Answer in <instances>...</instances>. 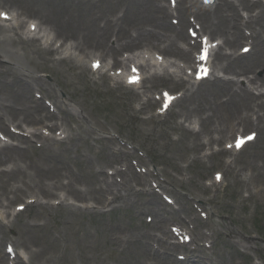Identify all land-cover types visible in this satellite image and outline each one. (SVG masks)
<instances>
[{
  "label": "rangeland",
  "instance_id": "obj_1",
  "mask_svg": "<svg viewBox=\"0 0 264 264\" xmlns=\"http://www.w3.org/2000/svg\"><path fill=\"white\" fill-rule=\"evenodd\" d=\"M159 1L161 0H0V10L7 8L20 10L18 22L13 23L16 25V29L8 28L7 35L11 39L17 40V33L22 36L25 42L19 44L15 41H5V44L14 50L10 56L18 70L25 72L26 69L31 68L32 71L29 70L26 73L38 80L37 83L31 82L33 85L30 89L21 79L27 88L25 101L16 94L15 82L18 77L11 72L0 73V103L5 105L4 114L9 120L8 123L21 122L24 117L21 111L26 108V105L28 108L31 105V90L35 96L41 98L48 96L47 89L55 92L53 99L56 107L68 108L71 114L69 118L75 121L69 123L68 119L67 121L64 119L65 126L63 125L58 132L54 134L47 132L53 137H59L57 135L59 133L63 137L68 136L63 145L49 146L56 156V160L53 162L49 163L46 160V155L50 152L42 153L43 156L37 152L40 165L35 161L33 151L24 152L25 156L22 159H24L28 170L26 173L30 174L31 171L37 173V168L42 166L52 173L49 175L51 178L58 177L59 179L72 172L77 179L73 181L74 184L78 185V188H84L83 195L87 199L95 196L96 189L102 181L99 179L102 175L100 169L106 167L108 162L114 163L116 160H120L122 163L117 162L119 164L118 171L130 176L129 169H131L142 175L138 182H131L132 190L137 195L130 193L131 201L128 204L119 203L120 208L111 215L100 213L94 209L95 203L88 201L90 205H93V207H89L90 210L63 208L57 212L49 211V216L52 219L48 221L39 220L48 209L41 208L34 211L35 207H30L22 217L23 223L31 222L29 226L21 225L20 220L17 222L18 219L14 220L12 216L9 217L6 224L14 225L12 233L9 231L10 234L16 237L18 231L19 243L31 247L29 255L34 264H152L154 261L146 259V256L141 254L143 253L141 244L149 239L147 235L150 232L159 235L155 229L160 227L161 222L156 225L154 212L144 213L135 207L136 203L146 204L154 197L159 200L161 203L160 215L168 217L160 232H164L165 229L169 233L170 243L175 240L171 234L170 226L179 222L176 217L165 213V209L167 211L172 209L161 197L157 194L147 193L152 189V185H159V181H162L163 184V188L159 187L161 192L186 200L183 203L185 212L181 216L188 221L191 236L207 248L199 249L196 252V259L201 261L209 259L215 264H233L234 259L237 263L242 264H264V261L257 259L259 254L264 256V190L256 194L254 189L255 187L264 188L262 179L264 178V116L259 124L262 129L258 130L257 140L246 146L241 152L200 157V152L207 146L216 147L218 145L216 140H221L223 143L227 140L230 133L223 134L220 131L222 128L231 124V121L237 116L250 111L243 108L241 113L233 112L235 115L232 113L226 120L221 114L211 115L209 111L212 110L208 106L210 103L207 100L208 97L205 96L207 91H210L208 87L211 86L208 83L201 85L199 91L185 103L190 109L188 114L201 115L202 118L203 128H201L199 136L205 147L199 148L198 143H192L193 138L187 134L186 129L180 131L176 136L167 132L168 127L165 124L176 122L175 118L173 119L174 112H171L172 115L168 117L167 122L170 121L165 124L149 123L137 118L133 112H130L133 105L137 107L134 93L128 88L117 86L112 80H101L98 74L90 71L85 62L78 61L80 57L85 61L90 59L86 58V54L100 51L99 46L102 47L103 44L107 47L115 45V37L111 29L107 33L99 32L98 29L103 30L101 27L107 20L116 21V17L121 16L123 17L122 24L126 26L124 32L128 36V29L135 37L136 42L131 44L132 47L143 46L133 49L134 51L131 50L132 52H126L137 54L141 50L153 49L148 46H156L159 42H162L161 47L167 46L168 42L166 41H170V33L165 26L162 28H165L166 32L159 30V35L155 37L149 34V30L154 29L150 24L152 18L149 15V10L156 9L154 5ZM250 1L255 2L256 0ZM235 2L238 3L237 0ZM167 3L168 0H166ZM124 10L126 11L124 12ZM216 14H209L210 18H214ZM241 14H245V12L241 10ZM28 21H35L37 27L42 29L43 34L52 38L53 49L55 41H59L62 46H69L71 54L62 55L60 49L62 47L56 53L41 50L40 48L46 45H41L38 42L39 48L34 41L30 40L31 35L27 32ZM163 23L167 24L166 21ZM9 24L3 25L8 26ZM136 32L142 33L144 38L141 40L136 38ZM213 33H216V30ZM262 36H264V32ZM121 37L122 34L119 35L120 47L117 54L121 52L123 44L126 42ZM261 47H255L251 54L253 58L251 61L259 62L264 58V49L262 50ZM224 51L229 52L227 48ZM119 58L121 59V55ZM106 62L112 63V59L107 58ZM115 67L118 66H114L113 69ZM256 67L261 68L253 65V69ZM253 72L259 79L264 74V69H256ZM218 74L230 77L223 73ZM11 75L15 79H12ZM262 80L264 81V76ZM148 85L154 86L155 89L158 88L156 91L147 89L150 94L158 93L159 88L167 86L163 81L148 83ZM108 89L112 91L106 93ZM140 92L143 93L144 90ZM216 99L215 97L214 100ZM45 104L51 112L58 116V109L52 104L51 98H45ZM157 106V103L152 104L151 111L144 116L151 115ZM46 113V111L45 113L32 112L29 116L31 124L28 126L39 128L38 119L45 122L50 119ZM253 118L252 116V120ZM228 120L229 122H227ZM79 121L82 126L77 127L76 124ZM23 126L26 129L29 128ZM248 131H252V129ZM166 132L169 136L165 135ZM106 136L113 137L122 145L129 144L127 147L124 145L128 156L110 154L109 145L99 139ZM170 136H175L178 140L173 142ZM209 138H213V142L206 145ZM115 147H119V145ZM114 149L117 150V148ZM122 149L124 148L122 147ZM143 153L147 155L146 158L140 156ZM194 154H196L194 159L197 161H192L188 168H184L183 161L186 155L189 159ZM149 162L159 166L160 175L158 177L149 171ZM131 165L136 168V171L132 169ZM17 167L21 169L18 172L21 174L24 168L20 164ZM93 170L98 172L97 174L94 172L95 179L93 176L88 178ZM173 170L188 177V182L182 185L183 191L187 193V199L171 193L163 183L165 173L169 174L168 171ZM215 171H220L223 174L224 183L221 186H216V192H210L204 183L207 179H211ZM120 174L115 176L113 182H124V179L119 178ZM68 179L71 181L69 175ZM246 188L250 190L248 191ZM26 191L28 197L36 195L35 190ZM92 191L94 194L91 193ZM99 193L109 196L110 192L101 190ZM194 199L202 209L201 216L205 218L209 216L208 226L203 225L204 220L190 204ZM80 205L85 204L80 202ZM196 215L199 217L197 221L193 219ZM149 218L152 219L150 223L148 222ZM230 229L235 231L236 237H232L228 231ZM207 231L213 234L211 239L205 237L204 233ZM116 235L123 242V252L121 249H114L109 244V240ZM59 238L63 241L62 245ZM151 242L160 249L168 251L169 254H173L174 257H184L185 251L188 250L186 248H184L185 251L182 248L167 250L165 247H172L166 242L165 247L159 242L158 244L153 240ZM65 245H67L66 252H64ZM195 245L190 243L189 247L193 248ZM114 247L117 248V245ZM243 251L247 252L241 255ZM30 257L27 255L29 262L31 261ZM114 259L116 262H113ZM4 264H7V260L4 261Z\"/></svg>",
  "mask_w": 264,
  "mask_h": 264
},
{
  "label": "bare ground",
  "instance_id": "obj_2",
  "mask_svg": "<svg viewBox=\"0 0 264 264\" xmlns=\"http://www.w3.org/2000/svg\"><path fill=\"white\" fill-rule=\"evenodd\" d=\"M216 7H215V11L217 12L216 16H215V25L214 27L218 28V32H220V34H224L225 37V43L227 45H229L230 47H236L238 45H240V42L242 40V28H248L250 30H252L253 33H255L256 37L258 39H260L261 43H262V47L261 49H264V37L261 36V33L264 30V6L262 7V10L260 13H256L255 16L250 15L248 17L247 20L243 21L241 19V17H239V12L237 10V6L232 3V1L230 0H216ZM244 1V0H243ZM188 3V2H187ZM258 4V3H257ZM241 6H243L244 8L249 9V7L246 4H241ZM194 11V18L196 20H199V18H203L205 21H210L212 19H210V17H208V11L206 9H202L200 6L198 7L196 3H192L190 4V6L188 8H184V10H180L181 12H187V11ZM199 10V11H198ZM251 10V9H249ZM149 15L152 18V21L150 24H152V27L154 29H150L149 30V34L152 36H157L159 35V30H163L166 32L165 28H162V20L165 17V12L161 13L160 16V11H158L157 9H151L149 10ZM231 16V17H229ZM3 17V16H2ZM166 18H167V14H166ZM183 22H187L186 17L184 16V20ZM253 23H255L253 25ZM168 25V24H167ZM115 25L110 22V21H106L103 27V30H99V32L102 33H107L109 31L110 27H114ZM170 31L171 28L168 25ZM208 27V26H207ZM209 28V27H208ZM258 28V29H257ZM257 29V31H256ZM202 30V29H201ZM120 33V28L117 29L116 31V35H118ZM255 37V38H256ZM129 43H135V39L132 37H128ZM136 38H139L140 40L143 39V35L138 34V36ZM251 39H253L251 37ZM197 44V43H196ZM100 47V46H99ZM181 52V50H180ZM0 55L2 56L0 58V65L4 68H6L8 71H10L13 75H16L18 77V80L15 82V85L17 87L16 89V94L20 97V99H24L26 101L27 98V88L25 86L24 83L21 82L22 80H25L27 82H29V80H34L33 78H31V76H29L26 73H23L21 71H19L16 68V63H14L13 61L10 60V58L8 57L7 53L4 52V50L0 47ZM99 57V56H98ZM246 56H243L241 58H238V65L232 66V63L229 61L228 57H224L226 58V61H228L229 66L231 67V72L234 73L235 75H243L245 77H247L249 75V73H252V69H253V65L255 66H260L261 68L264 69V58L261 59L259 62H253L251 60H253V58L250 56L248 58L245 59ZM100 58V57H99ZM249 60V61H248ZM1 61L6 62V63H1ZM93 63H97L98 65L101 66V62L98 60H93ZM227 69V67L224 68V70ZM135 75H123L124 78L128 77V82L131 83V79L134 78ZM264 76V75H263ZM256 78H250L248 81L250 83H253L255 81ZM215 82H217L218 86V90L212 91L215 87H208L207 91V95H205L206 97H208V101H209V107L210 109L213 111L214 115H220L224 118V120L228 119L230 117V115L234 112H238L242 109V106L246 107L248 105V103L251 101H255L257 100L261 95L256 96L255 99H252V94L245 88L242 90V94H240L239 92H237V90H235L233 88V86L235 85V83H233L232 81H223V80H215ZM30 83V82H29ZM119 83V82H118ZM217 87V86H216ZM193 90V86L192 89L189 90L192 91ZM194 93L191 94V96ZM217 98L216 100H214V98ZM241 97V100H239L238 98ZM246 97L243 101V98ZM217 101V103L215 102ZM30 103H33V108L29 109L26 105V108L23 109L21 111V113L24 116V121L25 122V118L30 116L31 112H40L43 108L42 106L33 101V99H31ZM222 105H226V106H222ZM259 106H263L264 103L263 102H259L258 103ZM64 112H66L64 110ZM222 112V113H221ZM230 113V114H228ZM233 113V114H234ZM2 125H6V123L4 122V117L0 114V127H2ZM20 126V125H17ZM50 130L54 129V126H50L49 127ZM232 127H229V130H231ZM194 137H197L196 133H191ZM20 140L22 143H26L29 144L32 148H36L39 149L41 153L43 152H47L48 149H43L44 144L49 145L52 139H49L46 136H39L36 138V141L34 143H29L30 139L29 138H25L23 136H20ZM110 144L113 143L112 139H108L107 140ZM110 149V148H108ZM19 152H23L18 150V148H14L11 146H4L3 148L0 149V157H1V153L4 156H10L12 153H15L16 156H18L20 158ZM1 160V158H0ZM46 160L50 162H53V160H56V156L52 155V154H48L46 155ZM55 171L53 170V173ZM9 173V171L6 170H0V175H4ZM50 174H52L49 170H47L45 167L37 169V175L40 178H45L48 182H42L40 180H38V182L41 184V186L44 188V191L46 192H51L55 187H56V183L54 181H52L50 178ZM257 177H259V175H256ZM54 179V178H53ZM136 181L138 180L137 176H135ZM264 180V178H262ZM52 181V182H49ZM71 196H74L77 198V193H71ZM149 205H151L153 207V211H159L161 209L160 207V202L159 200L154 197L152 198L149 202ZM148 211H151V209L148 208ZM183 212V210H182ZM177 213V212H176ZM230 232V234L232 235V237H236L235 231L232 229L228 230ZM165 234H163V237L165 238ZM162 242L163 240H161L159 237L157 238V241ZM242 241V240H241ZM143 249V253L145 251V242L142 246ZM5 254H1L0 253V264H4V258H5ZM261 259L264 261V256L261 255L260 256ZM147 259H159V260H166V258L163 256L162 252L157 248L154 252H152L151 254L146 256ZM8 259V258H7ZM139 262V261H138ZM18 264H20V262H17ZM161 264V263H158Z\"/></svg>",
  "mask_w": 264,
  "mask_h": 264
},
{
  "label": "snow or ice",
  "instance_id": "obj_3",
  "mask_svg": "<svg viewBox=\"0 0 264 264\" xmlns=\"http://www.w3.org/2000/svg\"><path fill=\"white\" fill-rule=\"evenodd\" d=\"M206 2H207V0H206ZM245 51H247V50H245ZM241 142H243V141H241Z\"/></svg>",
  "mask_w": 264,
  "mask_h": 264
}]
</instances>
